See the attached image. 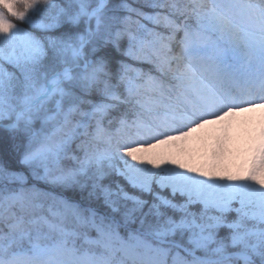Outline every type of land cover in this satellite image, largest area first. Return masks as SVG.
<instances>
[{"label":"snow or ice","instance_id":"obj_1","mask_svg":"<svg viewBox=\"0 0 264 264\" xmlns=\"http://www.w3.org/2000/svg\"><path fill=\"white\" fill-rule=\"evenodd\" d=\"M257 109L264 0H0V264H264Z\"/></svg>","mask_w":264,"mask_h":264},{"label":"rangeland","instance_id":"obj_2","mask_svg":"<svg viewBox=\"0 0 264 264\" xmlns=\"http://www.w3.org/2000/svg\"><path fill=\"white\" fill-rule=\"evenodd\" d=\"M262 128H264V109L241 112L229 118L228 151L223 157V166L232 172L237 171L238 166L244 163L242 160L245 161L250 154L249 149L258 143ZM223 134V122L199 129L186 142V158L196 166L206 165L210 161L215 141Z\"/></svg>","mask_w":264,"mask_h":264},{"label":"trees","instance_id":"obj_3","mask_svg":"<svg viewBox=\"0 0 264 264\" xmlns=\"http://www.w3.org/2000/svg\"><path fill=\"white\" fill-rule=\"evenodd\" d=\"M134 7L135 6H138V5H133ZM145 11H151L150 9H145ZM133 29H135V25H133Z\"/></svg>","mask_w":264,"mask_h":264}]
</instances>
